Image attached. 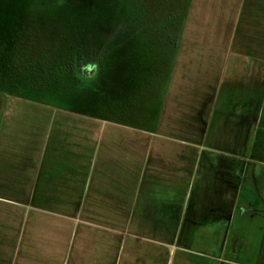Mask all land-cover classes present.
Here are the masks:
<instances>
[{
    "label": "crops",
    "instance_id": "crops-1",
    "mask_svg": "<svg viewBox=\"0 0 264 264\" xmlns=\"http://www.w3.org/2000/svg\"><path fill=\"white\" fill-rule=\"evenodd\" d=\"M166 62L128 121L4 102L0 264H264V0H189Z\"/></svg>",
    "mask_w": 264,
    "mask_h": 264
},
{
    "label": "rangeland",
    "instance_id": "rangeland-1",
    "mask_svg": "<svg viewBox=\"0 0 264 264\" xmlns=\"http://www.w3.org/2000/svg\"><path fill=\"white\" fill-rule=\"evenodd\" d=\"M49 1L50 0L38 1L39 5L37 6V12H35V17L37 19L41 15L43 6L45 7L46 4L48 5ZM100 1L105 12L102 16L101 23V26L104 28V32L101 35L102 37L96 36L97 34L93 32L84 35L78 34L76 36L68 23H65V25L60 23L61 26L59 27L62 31L59 30V33L64 36L65 41L63 42L66 44L63 50L65 51L64 53L67 52V54H69L73 45H79V53L84 57L81 61L86 62L83 63V68H87L89 74H94L96 71L95 64H91L94 63L96 59L101 58L103 65L100 73V82L97 87L102 89L107 97H109L108 95L110 94L112 99L117 96V99L120 98L119 101L122 98L124 100V98H127L126 95L134 94V89L136 87L138 89L146 88V90H148V79H144V81L140 83L143 84L141 85L142 87H139L138 84L140 80H142L141 77L147 78L150 76L151 72L152 74L155 72V75L160 77L158 86L162 87L164 78L166 79V60L169 57L171 58L174 52L173 48L178 41L182 19L189 0ZM55 2L54 0L53 3ZM59 2H62L61 7L64 11L70 12H72V9L76 12H81V9L87 6V4L81 5V3H72V0H59ZM36 18L34 19L35 21ZM35 21L31 25V35L35 32ZM59 33L57 32V35H59ZM48 36H53V33L50 32ZM41 42L42 41H37L33 43L32 39H29L28 45H31V49H29L28 52H32L31 55L29 54L31 59H39V57L42 56V50H40L41 46L39 45ZM15 49L17 51V48ZM16 54L17 53L12 51L10 55L11 59L16 61L9 62L10 56H5L4 59L0 61V109L8 99L20 97L13 93L9 96L3 94V92H5L4 90L10 86V81L12 80L9 77L10 74H16L14 78L15 84L14 86L11 85L12 90L21 91L22 87L25 85L33 86L26 91L27 96L30 97L29 100L52 107L75 108L79 103L77 95H79L82 90L86 92V95H93L94 89L92 87V81L84 79L81 85L73 79L57 80L55 82V79L50 77L58 76L50 70H48V72H46L47 70L43 72L40 69H35L34 71L30 66V62L27 61L18 65V57L15 56ZM149 54L152 57L153 54L154 56H158L160 60L158 59V61L153 62L152 60H148L149 58L142 57H148ZM164 55L166 58L165 65L162 64ZM62 58L66 59V57ZM163 66L165 67V73L163 71ZM64 67H66V64ZM9 92L8 90V92L5 93L7 94ZM131 100L134 102L133 98ZM130 110L131 109H128V113H130Z\"/></svg>",
    "mask_w": 264,
    "mask_h": 264
},
{
    "label": "trees",
    "instance_id": "trees-1",
    "mask_svg": "<svg viewBox=\"0 0 264 264\" xmlns=\"http://www.w3.org/2000/svg\"><path fill=\"white\" fill-rule=\"evenodd\" d=\"M38 1L39 0H0V61H2L5 56H10L13 51L17 53L15 56L18 57V65L27 61L30 62V66L34 71L35 69H40L43 72L46 70V72H48V70H50L52 73H55V75L58 76L50 77L55 79V82L57 80L60 81L65 79H73L75 82L81 85L84 82V79L92 81V87L94 89L93 95H86V92H83L82 90V92L77 95L79 103L75 106V108L69 109L90 114L96 117L106 116L115 120L121 119L128 121L130 120L128 109L141 106L147 97V92L149 96L151 93L155 92L154 96L157 97L156 88H158L160 77H157L155 72L153 74L151 72L150 76L147 78L141 77L142 80H140L138 84L139 87H142L141 85L143 84L140 83L144 81V79H148V90H146V88L138 89L136 87L134 89V94H128L126 95L127 98H124V100L122 98L119 101L120 98L117 99V96H115V98L113 97L112 99L109 94V97H107L104 91L97 87L98 83L100 82V73L102 71L101 69L103 65L101 58L96 59L94 63L91 64H95L94 66L96 67V71L94 74H89L88 69L83 68V63L86 62L81 61L84 59V57L79 53V45H73L69 54H67V52L64 53L65 51L63 50L66 44L63 42L65 41L64 36L59 33V30H61L59 27L61 26L60 23L63 25L68 23L69 27L73 30L76 36L78 34L84 35L93 32L97 34L96 36L102 37L101 35L104 32V28L101 26V23L102 16L105 12L100 0H72V3L74 2L75 4H87V6L81 9V12H76L73 9L72 12L64 11L61 7L62 2L60 3L59 0H55V3L57 4L56 5L53 3L54 0H50L48 5L46 4L45 7L43 6L41 15L39 17L37 16V19L35 17V12H37V6L39 5ZM34 17L36 18V21L34 20ZM34 21L36 28L34 34L31 35V25ZM50 32L53 33V36L49 37L48 34H50ZM57 32L59 35H57ZM30 38L32 39L33 43L42 41L41 44H39L41 46L40 50H42V56L39 57V59H31L30 55L32 52H28L29 49H31V45H28ZM15 48H17V51ZM173 49L174 52L172 53V57L175 54L176 46ZM146 56L142 57L149 58L148 60H152L153 62L158 61L159 59L158 56H154V54L153 57L150 54L148 57ZM62 57H66V59ZM10 61L16 60H12L10 56L9 62ZM65 64L66 67H64ZM15 76L16 74L9 75L12 80L10 81L9 88H6L7 91H4L8 92L9 90V93H13L15 95L17 94L18 96L25 99H30V97L27 96L26 91L28 88H32L33 86L25 85L22 87L21 91L12 90L11 85L14 86L15 84ZM132 98L134 102L131 100Z\"/></svg>",
    "mask_w": 264,
    "mask_h": 264
}]
</instances>
